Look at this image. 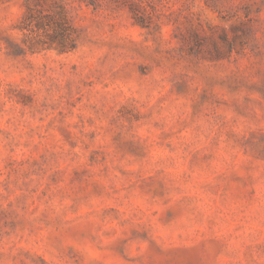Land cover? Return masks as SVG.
I'll return each instance as SVG.
<instances>
[{
	"label": "rangeland",
	"instance_id": "obj_1",
	"mask_svg": "<svg viewBox=\"0 0 264 264\" xmlns=\"http://www.w3.org/2000/svg\"><path fill=\"white\" fill-rule=\"evenodd\" d=\"M0 264H264V0H0Z\"/></svg>",
	"mask_w": 264,
	"mask_h": 264
}]
</instances>
